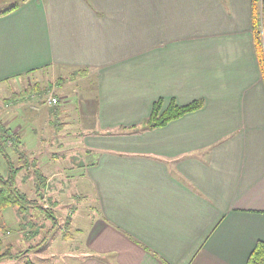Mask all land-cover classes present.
I'll list each match as a JSON object with an SVG mask.
<instances>
[{
	"label": "crops",
	"instance_id": "1",
	"mask_svg": "<svg viewBox=\"0 0 264 264\" xmlns=\"http://www.w3.org/2000/svg\"><path fill=\"white\" fill-rule=\"evenodd\" d=\"M251 16L252 0H22L0 15V88L50 72L62 91L77 73L54 111L74 121L58 135L84 154L72 166L91 205L72 212L56 264H245L264 242ZM159 100L200 107L144 127Z\"/></svg>",
	"mask_w": 264,
	"mask_h": 264
},
{
	"label": "rangeland",
	"instance_id": "2",
	"mask_svg": "<svg viewBox=\"0 0 264 264\" xmlns=\"http://www.w3.org/2000/svg\"><path fill=\"white\" fill-rule=\"evenodd\" d=\"M21 1L0 0V8L20 4ZM42 73L35 79L33 77L36 74L16 78L13 80L15 83L9 82L0 88V140L4 136V146L11 163L14 168H18L14 182L16 188L51 211L57 223L52 222L50 217L46 218L45 211L39 209L29 208L23 212L15 206L0 209V238H6L0 239V252L14 259L0 261V264H25L27 261L30 264H50L51 260L56 264L61 255L57 252L63 238L66 235L72 236V212L91 205L90 201L85 200L83 187L75 184L76 171L72 166L83 160L84 154L74 151L73 155L72 151H66L67 147L58 135V130L74 121L70 120V114H66L69 117L63 121L66 116L61 118L59 114L57 117L58 114L54 111L56 107H64L67 94L77 86L75 81L69 82L70 79H75L77 73L65 74L66 82L62 89L64 94L56 89L58 83L54 75L50 72ZM48 74L51 80L45 83L43 77ZM49 95L57 97L55 105L46 103ZM76 101L73 93V107ZM43 120L46 122L43 123ZM46 130L50 133L47 145L44 147L42 143L36 144L33 136H40L41 131ZM59 145L64 147L59 148ZM71 154L73 156L69 160ZM7 167V162L0 153V174L4 177L8 176ZM71 194L73 195L70 196ZM81 200L85 201L80 202ZM53 225L56 229L47 234ZM46 235L48 236L42 243ZM52 251L56 254L51 255ZM53 256L56 257L52 259Z\"/></svg>",
	"mask_w": 264,
	"mask_h": 264
},
{
	"label": "trees",
	"instance_id": "3",
	"mask_svg": "<svg viewBox=\"0 0 264 264\" xmlns=\"http://www.w3.org/2000/svg\"><path fill=\"white\" fill-rule=\"evenodd\" d=\"M17 5L18 4H10L8 6L1 7L0 15L13 10ZM251 29L262 79L264 80V0H252ZM28 88L31 89L30 87ZM199 107L200 101L198 100L184 105H179L175 101L171 100L166 107L162 106V102L160 100L156 101L152 106L149 117L144 121L143 126L151 128L164 125L168 121L178 118L190 111L196 110ZM4 140L5 138L2 136V140H0V153L7 162L8 176L4 177L0 174V209L8 206H15L21 212L29 208L43 210L45 211L46 218L50 217L53 220L52 222L56 224V217L53 216L51 211L47 210V208H45L43 205H38L35 199L28 197L26 194L19 191L14 185L15 174L17 173L18 168L13 167L8 152L4 146ZM55 229L56 226L53 225L47 234H49L51 231H54ZM66 231H68V228ZM65 235L66 234H64V236ZM47 236L48 235L45 236L42 243L45 241ZM65 237H68V235ZM7 257L10 258L11 256H6L5 253L0 252V260L6 259ZM30 263L31 262L27 261L25 264ZM245 264H264L263 241H256L253 249L247 257Z\"/></svg>",
	"mask_w": 264,
	"mask_h": 264
},
{
	"label": "built area",
	"instance_id": "4",
	"mask_svg": "<svg viewBox=\"0 0 264 264\" xmlns=\"http://www.w3.org/2000/svg\"><path fill=\"white\" fill-rule=\"evenodd\" d=\"M57 101H58V99H57V97L56 96H53V95H49L48 97H47V100H46V103H48V104H56L57 103Z\"/></svg>",
	"mask_w": 264,
	"mask_h": 264
}]
</instances>
